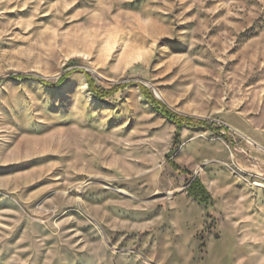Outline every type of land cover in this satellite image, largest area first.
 I'll return each instance as SVG.
<instances>
[{"label": "rangeland", "instance_id": "374dc122", "mask_svg": "<svg viewBox=\"0 0 264 264\" xmlns=\"http://www.w3.org/2000/svg\"><path fill=\"white\" fill-rule=\"evenodd\" d=\"M0 264H264V0H0Z\"/></svg>", "mask_w": 264, "mask_h": 264}, {"label": "trees", "instance_id": "16d2710c", "mask_svg": "<svg viewBox=\"0 0 264 264\" xmlns=\"http://www.w3.org/2000/svg\"><path fill=\"white\" fill-rule=\"evenodd\" d=\"M85 73V76L87 78V82L88 85L91 89V91L97 95V96H105V95H109L111 93H113L114 91L118 90L119 88H121L123 85H119L116 84L113 87H111V89L109 90H99L95 84H94V80L92 79L91 75L85 71L82 70ZM66 74V73H65ZM29 76L27 75H23V74H18L15 75L14 78H27ZM65 75L61 76V78L55 83V84H51L48 81H45L43 79H40L43 83L50 85V86H54L57 87L59 86V84L62 82V80L64 79ZM140 90L143 92V94H145L146 98L155 106V107H162V112L163 114L168 117L169 119L175 120V121H180V120H185L188 123H192L194 122L193 119L189 118V117H182L180 115H178L177 113L171 111L170 109H168L161 101H159L157 98H155L151 93L148 92V90L143 86V85H139ZM197 123L199 125H205V121H197ZM173 166L175 168L176 164L172 163ZM187 193L194 197L195 199L199 200L200 202H209L211 201L212 197L209 194L208 190L205 188V186L202 184L201 180L198 177H195L192 179V181L188 184V186L186 187Z\"/></svg>", "mask_w": 264, "mask_h": 264}]
</instances>
